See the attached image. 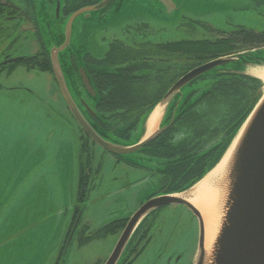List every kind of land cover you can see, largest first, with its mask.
Masks as SVG:
<instances>
[{
    "label": "rangeland",
    "instance_id": "obj_1",
    "mask_svg": "<svg viewBox=\"0 0 264 264\" xmlns=\"http://www.w3.org/2000/svg\"><path fill=\"white\" fill-rule=\"evenodd\" d=\"M6 1L33 12L37 27L36 31L32 32L31 25L23 23L18 26L13 23L14 20L0 19V59L5 54L12 58L29 56L42 47L51 52L64 42L70 15L63 11V0H31L30 6L25 0ZM172 1L176 5L174 10L158 7L151 0H114L102 13L95 10L88 15H78L72 24L68 46L58 53L60 59L63 55L67 58L68 52H75L80 62L83 61V53L86 51L100 55L106 47L104 42L99 43L102 39L100 36L110 38L117 35L126 24L139 20L149 21L154 34L158 32L156 41H177L181 36L186 39L214 37L210 30L202 26L199 21L219 31H230L234 26H243L255 31L264 30V1L262 0ZM84 7L87 6L76 10ZM190 20L200 24L194 25ZM14 33H21L23 36L21 35L13 45L10 41ZM261 53L264 57V51ZM65 60L60 63L63 73L66 69ZM244 67L245 65L232 63L223 68L242 70ZM34 74L39 75L38 86L41 87L43 98L48 101L50 98L47 93L52 91L51 86L54 87L51 76L34 70L26 72L21 65H18L17 71H14L11 77L0 78L1 87L11 88L20 82L31 86L34 84L32 79ZM48 84L51 86L47 87ZM261 89L260 86L259 93ZM0 90H2L0 96L12 91ZM249 90L247 98L254 97L257 90L254 92L251 86ZM61 103L58 99V113L48 107V114L43 117L42 129L49 134L45 137L50 158L41 170H46L47 176L41 171L38 172V165H36L40 157L38 153H32L19 166L21 175L12 172V166L9 163L13 151L7 148L10 134L5 131L12 126L14 120L5 114L8 108H5L3 113L0 111L2 127V132L0 130V186L4 185L2 190L0 187V264H45L46 262L51 264L58 258L61 250V233L65 232L72 218L77 191L76 155H72L69 151L74 154L80 153L77 136L71 131L74 127ZM204 109L210 114V129L216 132L215 136L221 132V126L225 128L231 123L232 112L227 110L225 103L215 101ZM69 133L73 140L62 148L60 154L62 161L60 160L58 165L54 162L58 161L56 154L61 143V135ZM54 134L58 136L56 148L50 145L54 142ZM134 155L130 153L126 156L133 158ZM99 157L100 154L93 158V166H98L100 169L97 176L95 172L91 174L88 188L93 183L96 186L89 190L81 211V226L87 225L91 232L98 229L102 222L121 215L127 210V203L129 205L134 187L142 188L141 204L147 200L149 194L159 189L156 174L153 173L151 179L145 181L143 178L147 175L146 172L136 170L137 173L141 172L142 180H140V177H135V174L128 173L127 176L126 165L117 164L108 156ZM62 165H66L67 169ZM20 176L27 181L22 183ZM136 180H139L136 186L130 185V182ZM124 191L128 193L124 195ZM9 197L11 199H8ZM181 209L184 208L173 209L172 206H168L157 213L156 225L151 231V240L132 264H193L192 260L198 246L199 225L198 221L193 220L196 224L192 223L193 227H191V221ZM193 228L196 230L193 238L196 239L187 244L191 237L190 230ZM119 233L92 241L82 239V235H86L87 232L81 233L77 239L72 235L70 238H74L73 242L64 253L62 264H95L103 258L104 262L112 251ZM5 243H8V247H1ZM179 253L182 257L176 260Z\"/></svg>",
    "mask_w": 264,
    "mask_h": 264
},
{
    "label": "trees",
    "instance_id": "obj_2",
    "mask_svg": "<svg viewBox=\"0 0 264 264\" xmlns=\"http://www.w3.org/2000/svg\"><path fill=\"white\" fill-rule=\"evenodd\" d=\"M25 1L29 4L32 3L31 0ZM84 2H87V0H84ZM62 7L63 11L69 15L80 6L72 0H63ZM27 17L32 19L35 15L15 3L0 0L1 20H14L13 23L15 24L18 20ZM260 45H264V33L253 30L248 31L239 26L230 30L228 34L211 40L176 41L160 44L155 46V51L142 46L140 47L141 50L122 47V56L132 67L130 68L132 77L130 79L126 75L121 77L120 81L125 77L126 83L121 84L122 87L119 89L118 94H116L114 87L118 81H114L111 91L115 93V98L98 100L100 103L96 105L94 110L98 125L91 123L92 127L103 138L110 141L116 142L113 137L123 140L132 138V130L136 125H140L145 121L150 109L168 89V86H161L159 83L163 75H167L172 71L174 80H177L191 69L199 66V64L232 53L242 52L246 50L244 46L253 48ZM119 48L118 44L115 45L114 51L107 53L105 61L103 60L100 63L104 67L108 66L113 71L122 70L120 68L122 62ZM45 50L42 47L37 53L25 56L18 64H24L28 68L41 71H50L51 62ZM250 54L260 55L259 52ZM155 56L160 59L155 60ZM113 59H115V63H111ZM6 64L0 61V71L6 70ZM143 65L149 66L148 71L142 68ZM168 67L171 68L168 70ZM111 75L116 78L118 72H112ZM198 80H204V82ZM196 82L198 83L196 84ZM250 86L254 89V92L257 90V93L254 94V97L247 98L250 93ZM260 86L261 81L257 79L213 70L201 75L183 88L185 91L190 89L189 95L195 94L194 97L192 99H174L165 114L164 128L150 141V145L158 149L159 155L165 161L166 176L162 184L165 192L187 189L217 162L235 131L259 98L258 89ZM138 88H141L142 92L140 99ZM182 91L175 98L182 96ZM121 99L124 103H120ZM215 101L225 103L227 110L232 112L231 123L225 128L221 126V132L216 136V132L210 129V114L204 111L205 106L208 107ZM136 105L140 109L135 108ZM216 141V152L205 150L206 146ZM85 146V143H83L82 148H85ZM171 175H173V179L170 177ZM87 179L80 176L78 184L79 194L77 200L82 204L88 192L89 181ZM80 210L82 208L79 206L74 207V219ZM153 215L155 218V212H152L140 224L126 247L119 264H131L145 249L151 239L150 232L154 222L153 220L148 222V219ZM126 220H112L97 231L83 234L82 239L89 241L119 232L124 227Z\"/></svg>",
    "mask_w": 264,
    "mask_h": 264
},
{
    "label": "water",
    "instance_id": "obj_3",
    "mask_svg": "<svg viewBox=\"0 0 264 264\" xmlns=\"http://www.w3.org/2000/svg\"><path fill=\"white\" fill-rule=\"evenodd\" d=\"M110 1L102 0L95 5L71 13L67 22L64 42L59 47L52 49L49 54L59 91L81 130L98 147L119 156H126L148 144L159 133L161 127L159 126L152 134L135 144H116L104 139L91 127L79 110L70 93L58 59V53L63 51L70 42L74 19L80 14L88 15L91 11H101ZM151 2L158 7L169 10L176 9L172 0H151ZM17 60L19 58L11 59L10 62ZM232 63L245 65V67L242 70L223 68ZM213 70L257 79L263 83V88L259 98L235 131L219 160L203 176L204 178L214 170L231 148L223 181V201L219 226L211 246L207 248L205 245V227L202 215L186 196L195 185L181 192H165L163 190L148 198L129 217L103 264H119L127 244L141 221L152 211L174 205L184 206L198 220V246L193 264H264V80L259 75L261 71H264V57L254 56L250 53H238L218 57L195 67L180 77L170 87L164 98L157 103L150 112L148 125L152 116L158 115L161 110L164 112L167 110L170 103L187 84ZM80 76L84 88L91 95L94 94L84 69H80ZM156 111L157 113H155ZM77 223L78 220L75 222L74 229ZM71 233L73 234V231Z\"/></svg>",
    "mask_w": 264,
    "mask_h": 264
},
{
    "label": "flooded vegetation",
    "instance_id": "obj_4",
    "mask_svg": "<svg viewBox=\"0 0 264 264\" xmlns=\"http://www.w3.org/2000/svg\"><path fill=\"white\" fill-rule=\"evenodd\" d=\"M72 1L76 5H78L80 7H83V6H89V5L97 4L101 0H87V2H84V0H72ZM113 1L114 0H111L110 3L103 10H101V13L104 12L113 3ZM263 1L264 0H262V2ZM29 6H30V4H29ZM80 7H78V8H80ZM29 18L30 17L24 18L22 20H18V22H16L15 24L18 25V26H20L23 23L27 24V25H31V27L33 29L31 31L35 32L36 31V27H37V22L35 20L36 18L35 17L34 18L32 17V19H29ZM190 21H192V20H190ZM199 22H201L202 26L208 28L210 30V33L212 35H214V37H212L211 39H214V38L220 37L221 35L229 33V31L214 30L212 27H210L209 25H206L202 21H199ZM199 22L192 21V23L194 25L200 24ZM235 27H239V26H234V28ZM240 27H243V26H240ZM243 28H245V27H243ZM245 29H247L248 31H252L253 30V29H249V28H245ZM253 31H255V30H253ZM255 32L264 33V30L263 31H255ZM157 33L154 34V32L151 30L149 21L139 20V21H135V22L126 24L117 35H113L110 38H107V36H100V38H102V39L99 40L100 41L99 43L102 44L104 42V44L106 45V47L104 48L105 50H103V52L100 55H95L92 51H86V52L83 53V61L82 62L77 60L75 52H68L67 53L68 54L67 58H65V55L62 56L61 61H64V59H66L65 60V62H66V69L65 70L69 71L70 74H72L71 77H68L69 75L66 72V79H67V82H68V84H69V86L71 88V93H72L73 99H74L75 103L77 104L79 110L81 111V113L84 114L86 120L89 122V124L91 126H92V124L93 125H98V123L96 121L95 114H94V112L91 111V109L94 111L95 108H96V105H98L100 103V102H98V100L99 99H104V98L105 99L115 98V93L111 91V87H112L114 81H116V80L118 81V83H116L114 85L115 90H116V94H118L119 89L122 87L121 84L126 83V78L125 77L123 78V80L120 81L121 77L124 76V75H126V77L129 78V79L132 77V73H130L132 71L130 68H132V67L123 58L122 53H121L122 47H128L130 49H135V50H141L142 48H140V47L142 46V47H144L146 49H150L152 51H155V46H157V45L176 42V40L156 41ZM21 35L23 36V34H21V33H18V34L14 33V35L11 38L10 42L13 43V45H14ZM181 35H183V34H181ZM154 36H156V37H154ZM207 38H209V37H207ZM211 39H209V40H211ZM190 40H203V39H186V37L181 36V38L179 40H177V41H190ZM117 44L120 46L119 52H120V55H121L120 60L122 62L120 64V68L122 70L113 71L108 66L104 67L100 62H102L103 60L105 61V59L107 57V53L109 54L111 51H114L115 45H117ZM244 49H246V50L256 49V51H260L261 52V51H264V45H260L259 47H253V48H249L247 46H244ZM246 50H244V51H246ZM45 51L47 53V50H45ZM25 56H28V55H25ZM25 56H22V57L24 58ZM10 58H12L10 55L5 54V55L1 56L0 61L4 62V63H7L5 61H7ZM13 58H15V57H13ZM115 59H113L111 61V63H115ZM154 59L156 60V59H160V58H158V57L156 58V56H155ZM21 60H19V61H21ZM19 61L13 62V64H8L7 63L6 64V70L0 71V78H2V77H6V78L11 77L14 74V71H17L18 65H21L24 68V70H26V72H29L30 70H34V71H38L39 70V69L37 70V69H33V68H28L24 64H18ZM82 66L85 68V70H86V72L88 74V77L91 80V81L89 80V83H90V85L92 86V88L94 90V94H92V95L84 88V86L82 84V81H81L82 79H81V76H80V69H81ZM142 68L144 70L148 71L147 69L149 68V66L143 65ZM170 68L171 67H168V70ZM125 70H127L129 72H127ZM112 72H118V75H117L116 78L112 77V75H111ZM48 75L51 76V79L54 82V89H55L53 95L50 94V96H49V98H51V99H49L48 101L45 100V99H17V100H22V101L30 100V101H32L34 103L35 109L33 110L32 115L30 114V117H29V120H31V121L34 120L35 114H37V113L41 114L42 112H45L46 108L48 107V104L52 105L55 108L54 111L56 113H58V99L62 102L61 104H63L62 106H63V108L66 111V115L70 118L71 125L74 127V128H72V131L75 132V134L77 136V139L79 141V145H80V153L79 154H73L74 156L76 155L77 182H78V184H79L80 176H83L84 179L88 178L87 179L88 181H90L91 174H93L94 172L96 173V176H97L100 168L98 169V166H93V161H94L93 158H94L95 155H99L100 154L99 158L104 157V156H108V157H111L113 159V161L116 162L117 164L118 163H122V164L126 165V167H127V170H126L127 176H128V173L129 174L137 173L138 171H136V170H144L147 175L143 178V180L146 181V180H150L151 179L150 177H151V175L153 173L156 174L158 176L157 183H159V189L155 193L159 192L160 190H162L164 188V187L162 188V184H163V181H164L165 176H166V174H165L166 168H164L165 167V161H164L163 157H161L159 155L160 152L158 151V149H155L154 147H152L150 145V142H149L148 144H146L145 146L140 148L138 151L133 152L135 155L132 156L133 157L132 159L130 157V158H128L129 160H126V158L124 159L122 156H119L117 154L108 152V151L98 147L96 144H94L87 137V135L77 125L76 121L74 120V118L70 114L68 108L66 107V104L64 103V100L62 98V95H61L60 91L58 90L57 81L54 80L51 72L48 73ZM37 76H38L37 74H34V78H32L33 81H34V84H31V86H26L25 84H22L20 82V83H18L16 85L11 86V88H8V86H5V88H3V87H1L2 83H0V88H3L5 90L10 89L12 91L13 90H18L19 92H22V93H26L27 92L29 94H33V95L37 96V98H41L42 95L39 94V91H40L39 88L40 87L38 86L39 83H38ZM177 80H174V74L172 73V71L167 73V75H163L160 78V81H159L160 85L161 86L162 85L168 86L167 91L165 92V94L161 98H163L166 95V93L168 92L170 87ZM104 81H106V83H104ZM198 81L204 82V80H198ZM197 83L198 82H196V84ZM140 89L138 88L139 99H140L141 94H142ZM189 93H190V89H188L186 91L183 90L182 91V96L180 95V96H178L175 99H192L195 94L194 95L193 94L189 95ZM52 97L54 99H52ZM156 99H159V98H156ZM22 103H26V101L22 102ZM120 103H124V102H122V99H121ZM88 108H90V109H88ZM135 108L140 109V107H137V105H136ZM145 125H146L145 123H144V125H143V123L140 124V125H136L135 128L132 130V133H133V135H132L133 137L132 138L130 137L129 139H124L123 140V139H119L117 137H113V136L112 137L114 139L118 140V141H126V142L133 141V140H138L140 138V136L142 135V133H143V129H144ZM219 139H221V138H219ZM214 140H218V139H214ZM83 143H85V145H86L85 148H82V144ZM216 147H217V141L215 143H212V144L206 146L205 150H209L211 152H216L217 151ZM142 158H145V160H142ZM98 163L100 164V162H98ZM139 173H141V172L139 171ZM178 173H180V172H178ZM173 175L170 176L172 179H173ZM135 177H137V175H135ZM93 186H96V185H94V183L91 184L90 188H88L87 195L89 194V190ZM141 190H142V188H141ZM123 193L126 195V193H128V192L124 191ZM155 193L149 194V195L152 196ZM78 194H79V192H78V185H77V191H76V194H75V205H74V207L79 206L80 208L83 209L84 202L82 204V202H79L77 200ZM149 195L147 196L148 198L150 197ZM138 198H139V200L137 201L136 205L133 208H132V206H129L128 203H127L128 208H126L127 210H125V212H123V214L113 216L110 219H108L107 221L102 222V225L100 227L104 226L108 222H110L112 220H115V219H118V220L119 219H128V216L132 212H134L141 205L142 195L140 197L138 196ZM84 201H86V198H85ZM166 207H168V206H166ZM172 207H173V209L183 207L184 209H181V210H183L186 213L187 218L191 221L190 226L193 227L192 223L196 224L193 221V220L197 221L196 218L184 206H172ZM163 208H160L159 210H157L155 212V218H154V215L149 217L148 222H150L151 220L154 221L152 229L156 225L155 220H156V217H157V213L160 210H162ZM81 211L82 210H80V212L78 213V215L74 219V208H73V214H72V218L70 220L69 226L67 227L65 233H63V236H62L63 238L61 239V246H60L61 250L59 252L60 257L58 255L57 260L55 262L52 261L51 264H62L63 263V255H64V253L67 251L69 245L73 242V239L75 237H76L75 239L80 237L81 230H82V233L91 232L87 225L83 224L81 226V215H82ZM76 220H78V224H77L76 229H74V225H75ZM185 220H186V223H187L186 217H185ZM98 229H96L94 231H97ZM152 229H151V231H152ZM76 230H78L79 232L76 231ZM72 231H73V234H72L73 236L72 237H74L73 239L70 238L71 237L70 234H71ZM190 231H191V235H190L191 237L188 239V243L187 244H189L193 239H196V238H193V236L196 233L195 228H193ZM116 233H113V234H116ZM110 235H112V234H110ZM150 235L152 237V233L151 232H150ZM98 239H100V238H98ZM92 240H94V239H92ZM92 240H89V241H92ZM181 257H182V254H180L179 257H177L176 260L180 259ZM103 260H104V258L102 260H100V261H97V263H95V264H101L103 262ZM45 264H47V262Z\"/></svg>",
    "mask_w": 264,
    "mask_h": 264
},
{
    "label": "crops",
    "instance_id": "obj_5",
    "mask_svg": "<svg viewBox=\"0 0 264 264\" xmlns=\"http://www.w3.org/2000/svg\"><path fill=\"white\" fill-rule=\"evenodd\" d=\"M41 72V71H37ZM44 74H47L46 72H41ZM38 75V74H37ZM39 76V75H38ZM37 76V78H38ZM39 80V78H38ZM51 86V84H48L47 87ZM52 91L47 93V96L49 97L50 94L53 95L54 93V87H52ZM3 89V88H0ZM39 94L42 95L41 98H37V96L29 93H22L19 92L18 90H13L9 93H4L3 96H0V111L1 113L4 112L5 108H8V110H5V114L10 116L14 122L11 127L6 128L5 132H8L10 134L8 140H9V146L7 147L8 150L11 148L12 149V157L10 160V165L12 166V172L19 173L21 175L22 171L19 169V166L25 162L32 153H38L40 155L38 161L36 162V165H38V172H43L47 176L46 170H41L43 167L47 164L48 159L50 158V153L47 150V140L46 137L47 134L44 129H42V123H43V117L46 116L48 107L51 110H54L55 108L52 105L48 104V107L46 108L45 112H42L41 114L37 113L35 114L34 120H29L30 114L32 115L33 110L35 109L34 103L30 100H25L26 103H22L25 101L22 100H17V99H42L43 94L41 91V87L39 88ZM2 90H0L1 94ZM45 99V98H43ZM51 99V98H50ZM164 115V111H160V113L157 115V120L153 128L149 129L148 121L146 122V125L143 129V133L141 135V139L152 134L160 125L162 122V118ZM0 130L2 132V127L0 123ZM72 131V129H71ZM73 132V131H72ZM54 142L50 143V145L55 146L58 145V136L57 134H54ZM139 138V139H140ZM72 137L71 134L69 133L68 135H61V143L58 148V153L56 156H58V161H55L54 163H58L60 160L62 161V157L60 159V154L62 148L72 142ZM135 142V141H134ZM132 142V143H134ZM72 155L74 154L73 152L69 151ZM132 159V158H131ZM129 160V159H128ZM59 165V163H58ZM64 168L67 169L66 165H62ZM59 174V171H58ZM140 177V180H142V175L141 173H132ZM66 176V175H65ZM21 182L27 181V179H23V177H19ZM34 179V178H33ZM136 180L134 182H130V185H133L138 183ZM3 184V183H2ZM78 185V182H77ZM4 185H2L3 187ZM1 187V186H0ZM1 187V190H2ZM77 187V186H76ZM0 190V191H1ZM132 195L130 196V203L129 206H132V208L136 205L137 201L139 200L138 196H141V188L134 187L132 191ZM127 194V193H126ZM125 195V194H124ZM8 199H11L9 197ZM70 223V222H69ZM69 226V225H68ZM66 231V230H65ZM65 233V232H64ZM61 236H63V233H61ZM63 237H61L62 239ZM60 239V241H61ZM1 247H8V243H5Z\"/></svg>",
    "mask_w": 264,
    "mask_h": 264
},
{
    "label": "bare ground",
    "instance_id": "obj_6",
    "mask_svg": "<svg viewBox=\"0 0 264 264\" xmlns=\"http://www.w3.org/2000/svg\"><path fill=\"white\" fill-rule=\"evenodd\" d=\"M259 75L264 80V71H261ZM156 116H152L149 122V129L155 125ZM230 153L231 148L225 153L217 167L195 184L186 194L189 202L202 215L205 227V245L207 248L211 246L219 226L223 201V181Z\"/></svg>",
    "mask_w": 264,
    "mask_h": 264
}]
</instances>
